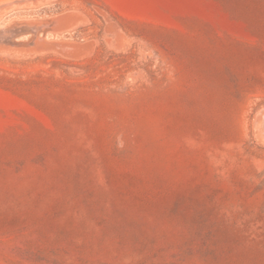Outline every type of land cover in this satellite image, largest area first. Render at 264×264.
Returning a JSON list of instances; mask_svg holds the SVG:
<instances>
[{
  "label": "rangeland",
  "instance_id": "obj_1",
  "mask_svg": "<svg viewBox=\"0 0 264 264\" xmlns=\"http://www.w3.org/2000/svg\"><path fill=\"white\" fill-rule=\"evenodd\" d=\"M0 264H264V0H0Z\"/></svg>",
  "mask_w": 264,
  "mask_h": 264
}]
</instances>
